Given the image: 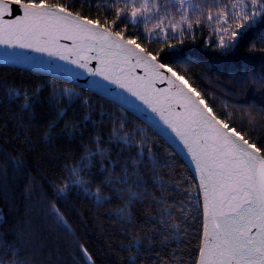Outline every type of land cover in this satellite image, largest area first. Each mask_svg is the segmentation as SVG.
<instances>
[{
	"label": "trees",
	"instance_id": "trees-1",
	"mask_svg": "<svg viewBox=\"0 0 264 264\" xmlns=\"http://www.w3.org/2000/svg\"><path fill=\"white\" fill-rule=\"evenodd\" d=\"M45 2L65 6L67 11L107 27L126 0L111 6L99 0ZM157 3L160 8L146 22L136 26L117 21L113 30L136 38L152 55L160 53L158 60L184 75L214 106L213 111L227 118L264 156V82L258 79L264 77V14L255 25L240 30L236 24L243 21L231 17L229 0L216 6L214 0H192L201 5L195 12L187 6L185 11L179 4L171 8L167 0ZM246 3L249 13L256 10L249 0ZM224 5H228L227 23L217 20ZM183 15L188 22L181 20ZM161 22L162 27H157ZM172 24H176L175 31ZM233 31L239 33L235 41ZM222 38L231 46L221 47ZM9 92L18 95L13 99ZM25 95L32 105L29 110L21 107ZM114 131L119 137L127 134V143L114 138ZM141 151L142 157L138 156ZM17 160L22 161L19 168ZM133 161L139 164L147 196L132 175ZM126 164L130 183L123 185L117 177L123 175ZM74 169L83 188L72 183L77 178ZM65 183L69 190L61 197L59 189ZM199 187L179 148L132 109L71 80L0 63L3 264H154L162 257L170 264H197L204 234ZM117 188L124 191L118 193ZM128 189L140 193L141 199L132 197ZM145 234L156 240L151 247ZM164 236H169L166 246L160 243ZM138 237L142 240L139 252L133 243ZM85 249L91 260L84 255ZM133 255L134 261L130 259Z\"/></svg>",
	"mask_w": 264,
	"mask_h": 264
},
{
	"label": "snow or ice",
	"instance_id": "snow-or-ice-1",
	"mask_svg": "<svg viewBox=\"0 0 264 264\" xmlns=\"http://www.w3.org/2000/svg\"><path fill=\"white\" fill-rule=\"evenodd\" d=\"M99 2L111 6L118 0ZM229 3L231 17L243 21L236 24L240 30L255 25L257 18L264 14V0H249L251 7L256 9L251 13L247 11L249 4L246 0H229ZM167 4L171 8L179 4L185 11L187 6L194 12L201 7L193 4L192 0H167ZM220 4L221 0H214V6ZM159 8L157 0H126L123 8L116 9L115 19L105 27L99 21L74 16L65 6L50 5L45 0H11V3L9 0H0V45H15L21 49L28 48L49 56H58L62 61L86 69L93 76H100L104 81L118 85L147 105L183 141L201 171L207 222L204 225V240L199 248L197 264H264V156L257 155L261 149L254 142L250 143L245 139L241 131L230 126L227 118L218 116L213 111L214 106H210L201 93L189 85L184 75L158 60L160 53L152 55L141 47L136 38L126 37L123 30H113L117 21H128L139 26ZM227 8L228 5L223 6L217 20L228 22ZM18 11H22V15H18ZM5 13H10L14 18L3 19ZM155 14L159 15V12ZM208 19L212 20L213 16L209 14ZM181 20L188 22L187 15H183ZM156 26L162 27V22ZM171 27L173 31L176 30V24ZM188 27L191 28L192 24L188 23ZM224 31L227 32L228 29L225 28ZM238 36L239 33L233 31L231 39L235 41ZM61 39L71 41V46L61 45ZM230 46L225 45L222 38L221 47ZM91 60L97 62L95 68H89ZM138 68L143 75L136 74L135 70ZM166 73H171V76ZM258 79L264 82V77ZM165 81L166 88L155 87L157 82ZM17 95L16 92H9L13 99ZM174 105H178L180 111H175ZM31 106L29 97L25 95L21 107L29 110ZM254 119L252 117L249 122L252 123ZM113 135L127 143V134L119 137L114 131ZM261 147L264 148V141L261 142ZM148 152L151 158V148ZM138 156L142 157L143 151ZM16 166L21 167L22 161L17 160ZM132 167V175L138 181L137 187H144L143 195L147 196L138 162L133 161ZM127 168L126 164L122 169L123 175L117 177L120 184L130 183ZM73 175L77 178L72 183L83 188L84 182L79 179V173L75 169ZM68 190L69 184L65 183L59 189L61 197ZM116 191L119 193L124 189L117 188ZM128 191L132 197L141 199L140 193L131 192L130 189ZM97 198L99 200V196ZM158 199L153 197L154 201ZM164 212H168V208ZM56 214L63 221L58 210ZM155 231L154 228L153 233ZM169 236L160 240L161 245L166 246ZM145 238L149 241V247L156 243L153 235L145 234ZM133 243L137 245L136 251H141L142 240L138 237ZM84 255L91 260L86 249ZM130 259L134 261L136 257L133 255ZM0 264H3L2 259ZM154 264L170 262L162 257Z\"/></svg>",
	"mask_w": 264,
	"mask_h": 264
},
{
	"label": "water",
	"instance_id": "water-1",
	"mask_svg": "<svg viewBox=\"0 0 264 264\" xmlns=\"http://www.w3.org/2000/svg\"><path fill=\"white\" fill-rule=\"evenodd\" d=\"M9 3H11V0H9ZM17 14L22 15V11H18ZM72 14L74 16L77 15L74 13ZM2 18L12 19L14 17L10 13H5ZM71 43L72 42L69 40H60L61 45L71 46ZM137 51H139V49H137ZM12 53H18L22 55H9ZM90 55H94V53H90ZM0 63H9L38 71H44L52 75L79 83L104 95H107L108 97L118 101L129 109H132L133 111L153 123L179 148V150L182 152V154L185 156V158L193 168L197 176L202 194L205 225V223L207 222L205 218V190L202 183L201 171L197 168L196 161L193 159L192 154L188 151L187 147H185L183 141H181L180 138L171 130V128H169L168 125L164 124L160 117L156 113H153L151 109L148 108V106L145 105L142 101L136 99V97L132 96L131 93L126 92L124 89L119 88L118 85L112 84L108 81H104L102 77L93 76L86 69H81L78 66L69 63L68 61H62L58 56H49L47 53L35 52L32 49L28 48L21 49L19 47H16L15 45H13L12 47H9L8 45H0ZM96 65L97 62L95 60L89 61V68H95ZM135 72L137 75H143L142 70L139 68L136 69ZM166 75L171 76V73H166ZM155 87L166 88L167 83L166 81L157 82L155 84ZM174 109L175 111H180L178 105H174ZM257 155L263 156L261 152H258Z\"/></svg>",
	"mask_w": 264,
	"mask_h": 264
},
{
	"label": "bare ground",
	"instance_id": "bare-ground-1",
	"mask_svg": "<svg viewBox=\"0 0 264 264\" xmlns=\"http://www.w3.org/2000/svg\"><path fill=\"white\" fill-rule=\"evenodd\" d=\"M200 188V187H199Z\"/></svg>",
	"mask_w": 264,
	"mask_h": 264
}]
</instances>
